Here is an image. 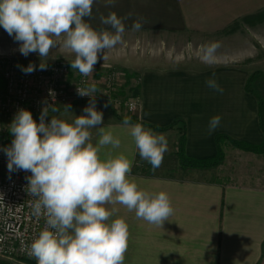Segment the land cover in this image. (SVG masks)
Instances as JSON below:
<instances>
[{
	"label": "crops",
	"instance_id": "0c3cea01",
	"mask_svg": "<svg viewBox=\"0 0 264 264\" xmlns=\"http://www.w3.org/2000/svg\"><path fill=\"white\" fill-rule=\"evenodd\" d=\"M109 12L121 18L131 13V17L124 20L122 42L106 52L104 60L98 54L97 64L140 78L137 90L130 84L126 87L128 95L137 91L141 96L133 117L164 134L168 151L161 167L152 171L140 158L124 118L94 100L103 113L99 126L121 141L119 148L108 146L99 155L103 160L108 153L113 157L123 153L133 162L130 178L138 188L165 192L174 210L158 226L138 219L134 210L115 206L118 212L108 223L123 218L129 231L124 264H264V154L225 144L223 162L209 170L182 167L179 159L182 139L185 154L192 159L215 157L220 134L251 145L264 141L258 98L246 90L255 73L252 87L264 99V75L250 63L255 51L251 34L237 26L240 21L255 26L262 20L263 24L264 0H116L114 6L95 0L92 26L111 30L100 22V16ZM137 19L142 28L133 31ZM213 41L221 45L213 66L198 57L163 55L166 46L179 53H198L201 45ZM59 57L75 59L74 54L54 48L43 62ZM23 61L40 64L41 58L31 53ZM213 73L222 94L205 83ZM91 101L68 105L67 112L64 107L59 110L76 111L67 121L72 123L75 116L85 115L83 109ZM217 115L220 124L209 134V121ZM91 132L95 145L98 130ZM0 264L12 262L0 258Z\"/></svg>",
	"mask_w": 264,
	"mask_h": 264
},
{
	"label": "clouds",
	"instance_id": "9594fccd",
	"mask_svg": "<svg viewBox=\"0 0 264 264\" xmlns=\"http://www.w3.org/2000/svg\"><path fill=\"white\" fill-rule=\"evenodd\" d=\"M95 0H0V26L19 44V52L27 57L37 53L41 58L39 70L47 69L45 62L54 48L74 54L71 69L88 77L98 63V54L116 47L123 40L124 20L115 12L101 15L100 22L111 30L95 29L90 21ZM116 0H104L114 6ZM87 18V19H85ZM142 28L140 19L132 24L133 31ZM221 45L218 41L201 45L198 58L209 66L216 64ZM25 74L37 70L29 63L18 65ZM208 88L223 93L215 73L206 80ZM80 96L93 100L83 109L85 115L75 116L72 123L49 115L45 107L39 123L27 109H20L9 126L14 137L4 149L9 172H31L27 191L34 198L33 212L46 222L37 238L26 246L27 254L37 264H124L129 231L123 218L108 223L118 212L116 205L135 211L138 219L161 226L173 214L168 194H153L140 190L130 178L133 162L123 153L100 158L102 149L120 147L121 141L111 131L100 127L103 113L95 106V84L77 87ZM68 107L64 109L67 112ZM53 112L59 109L52 107ZM214 116L208 124L211 134L220 124ZM123 125L129 129L140 158L152 171L161 167L168 151L164 134L156 133L143 123H132L125 116ZM91 129L98 130V140L92 142ZM111 206V207H107Z\"/></svg>",
	"mask_w": 264,
	"mask_h": 264
},
{
	"label": "built area",
	"instance_id": "2783aa9c",
	"mask_svg": "<svg viewBox=\"0 0 264 264\" xmlns=\"http://www.w3.org/2000/svg\"><path fill=\"white\" fill-rule=\"evenodd\" d=\"M18 65L28 66L11 61L3 70L1 113L16 115L18 110L27 109L32 115H40L45 107L51 106L49 112H52V107L60 109L73 102L90 101L92 97L80 96L77 92V87L90 84L98 85L94 100L108 104L116 113L122 109L132 116L141 105L140 94L121 95L124 78L117 68L96 64L93 73L84 77L77 70L70 69V64L63 58L47 63V69L43 71L37 66V70L30 74L23 73ZM5 148L4 142L0 141V258L37 263L27 254L26 246L37 238L46 222L43 216L38 218L33 212L34 198L27 191L26 179L31 172H9Z\"/></svg>",
	"mask_w": 264,
	"mask_h": 264
},
{
	"label": "rangeland",
	"instance_id": "374dc122",
	"mask_svg": "<svg viewBox=\"0 0 264 264\" xmlns=\"http://www.w3.org/2000/svg\"><path fill=\"white\" fill-rule=\"evenodd\" d=\"M259 23V24H258ZM258 25L255 26H249L245 23V21H240L238 22L236 25L239 27H242L246 33H250L251 34V41H252V46H253V50H255L254 53V57L250 60V63H252L253 65H256V67H258L259 69H262V75H264V22L262 24V20L260 22H258ZM245 38H248L247 36H245ZM19 44L17 42L14 41L13 37H10L8 35V33L4 30V29H0V91L2 90V87L4 85V81L2 78V73L3 70L5 68V66L11 62V61H15L18 64H22V65H28L29 63L32 62H28L26 63L25 61H23V56L20 54L19 52ZM172 47H168L166 46V49L163 50V55H170L171 57L174 56H178V55H185L186 57L189 56H193L195 58L198 57V53L194 52V51H186L184 53H179L177 51H171ZM63 57H59L57 59H62ZM57 59H55L54 61H56ZM65 61H67L65 58H63ZM53 61V62H54ZM69 64L70 62L67 61ZM51 63V62H50ZM36 66H39V64H35ZM109 67V66H107ZM70 69H71V64H70ZM121 74H123V80H122V85L120 86V93L121 95L125 96V97H132L133 95L137 94V91H135V93L133 95H128V92L126 91V87L130 84L133 85L136 90L138 89V83L140 82V79H138L137 76L131 75L128 72L122 71L120 69H118ZM261 71V70H260ZM261 73V72H259ZM99 77V76H97ZM96 79V78H95ZM137 82H136V81ZM255 81H253L254 83ZM262 82H264V76H262ZM96 88L98 87V85H95ZM76 102H73L71 104H74ZM142 103V101H141ZM70 104V105H71ZM141 106V105H140ZM65 107V106H63ZM111 107V106H110ZM112 108V107H111ZM62 109V107L60 108ZM140 109V107H139ZM138 109V110H139ZM113 110V109H112ZM137 110V111H138ZM114 111V110H113ZM120 113H115L118 116L121 117H125L128 116L131 119H134V115H128L126 114V112L124 110H119ZM136 111V112H137ZM135 112V113H136ZM77 113L76 111H72L69 113H66L62 110H59V112H50L49 115L46 117L45 122H50V120L52 119V116H56L59 119H63L66 122L70 119V117L72 116V114ZM134 113V114H135ZM15 115H11V114H5V113H1L0 112V141H3L4 144L6 145V147H9L11 145V142L13 140V136L9 131V126L12 123V120L14 118ZM33 119L39 123V119H40V115H32ZM93 142V141H92ZM94 143V142H93ZM225 158V157H224ZM224 160V159H223ZM223 162V161H222ZM221 163H219L216 166H219ZM214 166V167H216ZM226 166V164H225ZM196 168V167H195ZM213 167H207V168H198V169H211ZM227 171V168H225ZM12 262V264H37L33 261H29V260H25V259H16L15 261H10Z\"/></svg>",
	"mask_w": 264,
	"mask_h": 264
},
{
	"label": "trees",
	"instance_id": "16d2710c",
	"mask_svg": "<svg viewBox=\"0 0 264 264\" xmlns=\"http://www.w3.org/2000/svg\"><path fill=\"white\" fill-rule=\"evenodd\" d=\"M255 73L252 74L246 83V90L252 94H254L258 98L259 102V117H260V126L264 132V99L263 97L253 89L252 84L254 81ZM4 87V85H3ZM2 87V90H3ZM1 90V91H2ZM131 122H137L136 119H131ZM216 144L218 146V153L215 157L209 158V159H192L188 156H186L184 151V139H182L180 147H179V159L180 164L182 167H196V168H207V167H214L221 163L225 157L223 146L225 144H232L233 146H236L240 149L258 153V154H264V141L261 144L258 145H251L245 142L237 141L235 139H232L226 135H217L216 136Z\"/></svg>",
	"mask_w": 264,
	"mask_h": 264
}]
</instances>
